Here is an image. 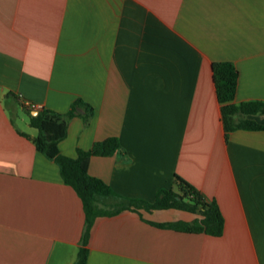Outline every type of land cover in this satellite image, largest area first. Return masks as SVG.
I'll return each mask as SVG.
<instances>
[{
	"label": "crops",
	"instance_id": "1",
	"mask_svg": "<svg viewBox=\"0 0 264 264\" xmlns=\"http://www.w3.org/2000/svg\"><path fill=\"white\" fill-rule=\"evenodd\" d=\"M219 61L238 71L234 104L264 102V0H0V264L77 259L82 202L10 115L76 99L93 115L68 120L60 153L117 137L122 151L91 157L90 175L149 202L178 175L224 220L211 236L156 225L197 217L176 209L98 217L87 264H264V130L225 132Z\"/></svg>",
	"mask_w": 264,
	"mask_h": 264
},
{
	"label": "trees",
	"instance_id": "2",
	"mask_svg": "<svg viewBox=\"0 0 264 264\" xmlns=\"http://www.w3.org/2000/svg\"><path fill=\"white\" fill-rule=\"evenodd\" d=\"M212 73L217 100L221 104L225 132L237 129L264 130V125L245 118L247 115L264 113V102H242L238 105L233 103L238 81L235 65L229 61L214 62ZM26 112L29 125L38 130L37 136L33 138L36 149L58 165L64 183L76 192L82 202L85 228L82 246L74 264H87L88 250L85 240L93 221L98 217L113 216L124 210L176 209L189 212L197 215L192 222L177 221L156 225L187 233L222 235L224 220L216 201L207 199L198 188L178 175L174 176L170 188L157 191L152 202L118 196L103 180L90 175L88 162L91 157L112 156L122 151L117 137L96 141L88 150L77 149L76 157L60 153L58 144L66 137L67 120L80 116L87 124L93 115V108L82 99H76L66 113L46 108L38 109L36 115H32L29 109H26ZM22 135L28 137L26 134Z\"/></svg>",
	"mask_w": 264,
	"mask_h": 264
},
{
	"label": "rangeland",
	"instance_id": "3",
	"mask_svg": "<svg viewBox=\"0 0 264 264\" xmlns=\"http://www.w3.org/2000/svg\"><path fill=\"white\" fill-rule=\"evenodd\" d=\"M10 115L14 121V123L22 130H26L31 133L38 134V130L34 128H30L29 126V117L28 113L26 112V109L24 107L21 108V106H14L13 108H10ZM69 120V119H68ZM67 120V122H68Z\"/></svg>",
	"mask_w": 264,
	"mask_h": 264
},
{
	"label": "built area",
	"instance_id": "4",
	"mask_svg": "<svg viewBox=\"0 0 264 264\" xmlns=\"http://www.w3.org/2000/svg\"><path fill=\"white\" fill-rule=\"evenodd\" d=\"M28 105V104H27ZM29 107H31V109H33V110H38V109H40V108H42L40 105H28Z\"/></svg>",
	"mask_w": 264,
	"mask_h": 264
},
{
	"label": "water",
	"instance_id": "5",
	"mask_svg": "<svg viewBox=\"0 0 264 264\" xmlns=\"http://www.w3.org/2000/svg\"><path fill=\"white\" fill-rule=\"evenodd\" d=\"M36 114H37V112H34V113H33V115H36Z\"/></svg>",
	"mask_w": 264,
	"mask_h": 264
}]
</instances>
